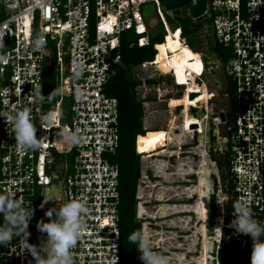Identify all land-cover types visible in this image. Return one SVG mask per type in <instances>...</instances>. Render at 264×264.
<instances>
[{
	"label": "built area",
	"instance_id": "built-area-1",
	"mask_svg": "<svg viewBox=\"0 0 264 264\" xmlns=\"http://www.w3.org/2000/svg\"><path fill=\"white\" fill-rule=\"evenodd\" d=\"M162 1L2 0L0 89L6 86L15 90V94L10 93V100L0 104V110L11 113L27 105L32 109L31 120L37 127V137L45 140L37 151L20 152L11 125L0 118V192L16 191L15 197L22 195L25 202L30 201L34 215L28 223L30 235L27 239L37 246L42 243L43 248L47 247L43 244L46 233L37 229V222H47L50 218L44 215L45 211L59 205L56 201H48L39 208L38 216V188L41 189L42 200L47 188L59 184L62 203L73 198L85 201L89 208L86 227L71 250L75 264L122 263L120 169L107 156L120 147L119 100L105 93V85L111 66L121 63L125 33L132 32L135 36L129 42L130 46L149 45L150 33L155 30L149 19L157 15L154 21L157 26L174 35L162 13V9L166 10ZM150 3L154 4L153 12L146 17L143 6ZM206 3L207 9L202 17L211 19L209 26L216 41L230 52L226 63L220 59L216 61L236 82L234 122L227 128V147L223 153H228L229 163L227 168H215L217 202L221 204L218 203L223 215L228 200L231 199L233 205L246 201L253 215L264 220V3L262 0H206ZM37 33H42L46 39L45 49L39 52L31 46V39ZM180 41L182 45L187 43L184 36ZM154 46L159 51L158 44ZM156 56L152 61L143 62L142 66L147 63L156 66ZM48 61L55 67L59 92L54 105L52 95L48 96L51 87L44 83L43 70ZM157 68L159 76L161 69ZM76 72L80 73L78 77H74ZM204 73L194 72L190 81L197 79L202 85H207ZM65 95L72 99V117L70 123L63 125ZM211 100L209 98L204 104L205 111L200 119L205 121V126L211 125L213 120V132L220 136L219 125L225 124L226 119L222 121L219 112L224 111L226 116V111L214 110L217 116L212 117L213 109L210 108L216 106ZM200 107L192 104L190 109ZM65 129L78 130L81 142L76 146L66 144L61 136ZM196 130L200 131V128ZM137 152L144 157L143 152L138 149ZM67 154L72 155L71 162L66 159ZM144 176L149 179L147 168L141 170V177ZM149 183L158 186L157 182L149 180L146 186ZM140 195L137 191L136 217L141 221L143 233L147 226L145 234L150 239L154 233L150 230V221L146 220L150 215L144 206L150 199H143ZM151 198L154 199L153 196ZM140 205L146 214L139 215ZM233 219V207L230 215L226 214V219L220 218L227 224L224 241L233 252L236 251V264H251L253 240L230 226ZM221 236L220 232L214 246L216 264H219L217 254L223 242ZM159 239H150L153 251ZM10 244L15 246L17 238H13ZM0 264H35V261L26 250L24 254L17 255L9 246L0 245Z\"/></svg>",
	"mask_w": 264,
	"mask_h": 264
},
{
	"label": "clouds",
	"instance_id": "clouds-1",
	"mask_svg": "<svg viewBox=\"0 0 264 264\" xmlns=\"http://www.w3.org/2000/svg\"><path fill=\"white\" fill-rule=\"evenodd\" d=\"M262 3H264V0H262ZM176 30H181L180 37H182L183 36L182 29L180 27L174 28L172 30V32L173 31L176 32ZM167 35L168 34L164 31V36H167ZM164 36H163V39L165 41ZM150 44H151V42H150ZM186 45L188 46L187 43H186ZM2 46H3V37H0V47H2ZM31 46H32L33 50L37 51V52L45 49L46 39L42 33H37L31 39ZM144 46H146V45H144ZM154 48L156 49L155 46H154ZM156 51L158 52L157 49H156ZM193 51L197 52L195 50H193ZM197 53H199V55L202 59V62H203L202 73H204V72H206V69H209L210 63H209V61H208V63L206 62V56L203 52H201L203 54H201L200 52H197ZM154 59H155V56H154ZM214 62L216 64L217 61H214ZM142 63L136 67L144 68L145 66L143 67ZM223 63H226V62H223ZM150 66H154L156 68V70H158L157 66H155V65H150ZM214 67L217 68V67H219V65L214 66ZM221 68H222V66H221ZM160 71L161 72H160L159 76H163V75L169 76L171 81L177 87H182L183 92H184V88L186 87V85L177 83L176 77L174 75V71H171V70H170V72H164L162 70H160ZM79 75H80L79 72L74 73V77H78ZM204 75H205V73H204ZM153 80H155V79H153ZM154 82H153V84H154ZM193 82L196 83V79H193ZM143 83H144L145 88L150 89V90L153 89L148 84V81L147 82L145 81ZM155 83H157V82H155ZM197 85L202 86L201 83L197 84ZM207 86H208V83H207ZM183 92H182V94H183ZM10 93L15 94V90L9 89L6 86L3 89H0V104L6 103L8 100H10V98H9ZM48 96L51 97V93ZM182 106L183 105L181 104V105H178L176 107L177 108L180 107L182 109ZM203 106L204 105H201L200 109L204 110ZM192 109L198 110V118L203 116V115L199 116V110L200 109H196V108H192ZM31 111H32V109L30 107H28L27 105H25L24 107H22L19 110H15L11 113L0 110V118H3L5 120V122L7 123V125L8 124L11 125L12 132H13V135L15 137V143L17 145V149L20 152L37 151L41 148V145L45 140L44 137H37V135H36L37 127L32 123ZM212 116H217L216 114L214 115V110H213ZM225 119H226V116H225ZM211 121H213V120H211ZM212 125L214 126L213 123H212ZM212 125H209V124L207 126L203 125V131L202 132L196 130L197 128H199V126L195 127L196 128V129L194 128L195 132L193 131V133L190 135L191 140L188 141V139H187V142H186V143H189V142L195 143V145L191 149L189 148L188 152L193 154L194 156H192V157L194 158V161H197V162H195V165H196L195 171L196 172L195 173H189V175H195V178H193V179L196 180L197 185L199 184V178H200V173H198L197 171L198 170L200 171L199 167H200L201 162L203 160V157H204L203 153L204 152L207 155L205 157L209 161V163L211 164V162H212L213 163L212 165H215V168L218 167V169H220L219 164H218V160L212 159L214 152L212 153V156L210 155V153L208 154L209 150H211V146H209V143H210L209 140L212 138V136L215 135L213 132V129H212L213 128ZM145 130H146V132L148 131L147 128H145ZM154 130H159V129H154ZM175 130L184 131L183 128H181V127L175 128ZM209 130L213 133L211 138L208 137V131ZM200 133H201V135L199 136ZM61 136H62V138L66 144L73 145V146L78 145L82 140V137H81L78 130L69 131V130L65 129L61 132ZM137 137H138V135H137ZM137 137L135 140L136 151H137ZM187 138H189V136ZM177 146H179V145H177ZM180 146H181L180 147L181 148L180 154L185 153L186 150L183 149V144H181ZM163 148H166V146H161V147L157 148L156 150L151 151V153H153V155L155 156V153L157 151L162 150ZM178 149L179 148L173 149L174 152L172 153V155L177 154V152L179 151ZM183 150H184V152H181ZM147 153H150V152H146V151L143 152L144 155H146ZM215 155L218 156L216 153H215ZM157 156H158V158L162 157L161 154H160V156L156 155V157ZM196 157L198 158L197 160H195ZM140 158L142 159L141 155H140ZM153 165L154 164L151 161L150 167L153 168V170H154ZM209 167H210V165H209ZM142 168L144 169L145 167H141V169H140V177L138 180L137 191H139V183H140ZM146 168H148V167H146ZM215 168L211 167L210 171L208 170L205 173H209L210 177H212V175H214L216 177ZM154 182H156V181H154ZM206 189H208V191H211V189L214 190L213 193L210 192L211 194L209 197V207L206 204L207 211H206L205 216H202L201 219L199 218L201 215H199V213H197L199 216L197 219H199L202 223L200 222V225L198 227H195V229L198 228V231L196 230L197 234L193 233V232H195L194 231L195 229H194L192 234H190V235L193 236V234H194V236H197V238L195 239V242H196L195 248H197V251L200 248V257H203L202 253H205V245H204L205 237L208 238V245H207L208 258H207V260H208L209 264H216V261L214 260V255H216L214 246L217 243L216 237L220 232L222 233L221 240L224 241V239L226 238L225 228H227V224L224 221L220 220V218L226 219V211H224V214L222 215L223 212H221V210H220L221 204L219 202H217L218 201L217 199H219L218 198L219 195H217L218 192L216 190L217 187H216L215 183L214 182H213V184L210 183L209 186L205 185V190ZM15 193H16V191L6 192V193L0 192V218H2V222H0V245L9 246L11 248V251L16 253L17 255L24 254V252L26 250L27 253H29L31 255V257L34 258L35 264H75L71 250L76 246L77 242L80 240V238L84 232V229L86 227L85 220H86V217L89 213V208H88L86 202L83 201L82 199H79V198H73L70 200H66L62 203L61 202L62 191H61L60 186H59V190H57V185L49 187L44 191V193L42 194L43 200L41 201V204L39 205V207L43 208L44 204L47 203L48 201H56L59 206L58 207H50L45 211L44 215L46 217L50 218L47 222H44L43 220L37 222V225H36L37 229L40 232L46 233V241H44L43 244H45L47 247L43 248V247H41L42 243L39 246H37V245L31 244L28 242L27 238L30 235L29 231L27 230L28 229V223L34 215V209L32 207H30V201L25 202L22 195L19 197H15ZM199 194H200V192H198V193L194 192V195H197L196 196V202H195L196 206L198 205V200H200ZM214 196L216 197V205H217L218 209L214 215V225H213V228L211 229L209 227V213L211 210V202H212V199ZM145 198H147V197H145ZM148 199H150V198H148ZM204 199H205V201H207L206 196L204 197ZM153 200H156V199H153ZM153 200H149V201L145 202L144 206L146 207L147 212H148L147 207L149 206L147 203L152 202ZM138 201H139V199L137 198V202ZM161 204L164 205L165 203H161ZM155 206H157V208H158V203ZM195 208L197 209L198 206ZM136 210H137V204H136ZM193 212L196 213L197 211L193 210ZM148 213H152V212H148ZM233 216H234V219L231 221L230 226L233 227L237 233L247 234L253 240V248H252V253H251V264H264V220H259L253 215V213L250 209V206L247 204L246 201H240V202L234 203V205H233ZM52 217H55V218L52 219ZM218 217H220L219 220L216 219ZM149 218H152V216L146 217V220H149ZM203 218H204V221H203ZM204 227L206 230L205 233H203V231H202V229ZM219 227H224V230L221 231L219 229ZM157 230L160 232L159 228ZM13 238H17V244L15 246H12L10 244V242L13 240ZM128 240L131 244L136 246L137 250L140 253L139 259L143 262V264H168L167 259L163 255H161L158 252L153 251L149 237L145 233H143L142 231H135V232L131 233L128 236ZM157 244H158V246L162 247V239L161 238L158 240ZM210 259H211V263H210ZM115 264H116V262H115ZM219 264H221L220 260H219Z\"/></svg>",
	"mask_w": 264,
	"mask_h": 264
},
{
	"label": "rangeland",
	"instance_id": "rangeland-1",
	"mask_svg": "<svg viewBox=\"0 0 264 264\" xmlns=\"http://www.w3.org/2000/svg\"><path fill=\"white\" fill-rule=\"evenodd\" d=\"M188 6H189V4L183 5L182 7H177L176 9L173 10L172 13L167 12L165 9H162V13H163L171 31L179 23L178 19L180 17H183V16L187 17V15L189 17H191V15L188 12ZM2 11H3L2 0H0V19L2 17ZM156 19H157V15H153L151 17V20H152L151 23H154V24H152V26H153V29H155V30H153L150 34L152 36L159 35L158 36L159 39H162L163 38L162 36L164 34V29L162 27L157 26V22H154ZM191 19H193V18L191 17ZM194 20H198L199 22L202 23V25L205 24L208 29H211V27H209V24L211 23V19L210 18L208 19L207 16L200 17V18H197ZM132 35H133L132 32L125 33L126 41L129 40V42H130L132 39H134L135 38L134 35H133V38L131 39ZM187 44L190 48H192V50L199 49V48L193 47L189 41L187 42ZM201 54H203V53H201ZM204 54L206 56V59L210 63V67H212L211 70L206 69V72L204 75V79L206 81H208V86L207 85L206 86L208 88L209 98L212 99L211 100L212 105L216 106L213 108L211 107L210 110L213 109V110L219 111L220 109H225V111H226L227 121L225 124L219 125V128H220L221 132L223 133L225 131V129H227L230 125H232V122H234V114H233L234 105H232V99L230 97H228L227 93H225V90L228 87V80L230 77L228 78L226 73L221 68L220 63L216 62V64H215V62H214V61H216V59L214 57L215 54H211V53H204ZM45 65H51V62L48 61ZM218 65H219V67H217V68L214 67V66H218ZM147 67H144V68L135 67V69L133 70L134 78L139 80L140 83H142L136 87L137 96H138L140 101H144L142 104L143 105V112H144L143 117H142V125L143 126L139 129V131L143 133L145 128L150 129V130L151 129H168V126L171 125V119L172 118L174 119V117L176 118L174 121V123L176 125L175 128H178L179 124L181 125V123L184 120V116H183V118L181 117V115L184 114L183 113L184 109H185V113L188 112V114H190V115L193 114L192 116L196 117L198 110H194V109L190 110L189 108L191 107L192 104H196V105L201 106L204 102V99L199 96L201 90H199V88H197L200 86V85H197V84H200V82L196 79L197 84H196V86L192 85V87H195L197 89V90H194L197 93L193 97L190 96V100H187L188 95L186 94L185 88H184V92H183L182 87H177L171 81L169 76L163 75V76L158 77L157 70L154 66L149 65ZM44 68H45V66H44ZM49 68H51V67H49ZM47 70H48V67H47L46 71ZM147 70H148V72H147ZM149 79H155L154 81L157 83H155L153 81L155 84L154 85L153 83L149 82ZM145 81L146 82L148 81V84L153 89L150 90V89L145 88L144 83H143ZM47 86H50V85H47ZM203 86L204 85H202L201 87H203ZM50 87H51V92H52L53 87L52 86H50ZM57 90H58V88H57ZM53 92L56 93V90L54 89ZM182 92H183V94H182ZM57 95H59V92L57 93ZM169 98L175 99L174 108L169 107V101H168V100H170ZM181 104L183 105L182 109L180 107H178V108L176 107V105L178 106ZM71 105H72L71 97L65 95L63 103H62V124L63 125L65 123L71 122V117H72ZM212 122L213 121H211V125H212ZM212 127H214V126L212 125ZM175 128H173V133L175 136L178 134L181 135V134H183V132H185V134L188 135L189 138H187L188 136L186 137V135H185L184 136L185 138L183 137L179 142H177V144H175L176 142L174 141L173 142L174 144L165 145L166 148H163L162 150H160V153H162L161 154L162 157H159L160 159L155 158L156 155L160 156V154H157L159 151H157L155 153V156L153 155V153L144 155L145 160H142L140 158V169H141V167H145V168L148 167L147 173L149 175V179H148L149 181H151V182L157 181V183L161 182V184H165V186L168 185V187L171 186L169 184H174V183L175 184H179V183L180 184L181 183L186 184V185H183V188H184L183 190L180 189L181 195L178 197L173 198L172 193H175L176 190L169 189V190H167V193H165V195H166L165 199H161L159 201L153 200L152 202L147 203L149 205L147 207L148 212H152V213L147 212V215H150V214L153 215L152 218H149V220H150L149 226L153 227L152 229L150 228V230H153V233H154L150 237V239L152 238L153 240L154 239L156 240L157 238L162 239L163 237H165V239H162L163 242L165 243L164 248H162L160 246H156L155 252L159 253L161 251V254L167 259L168 264H198L199 259H201L200 248L197 251V248H195L196 242H195V240L193 241V239H192V237H194V236L190 235V234H192L195 227H198L200 225V222H201L199 219H197L199 217L197 212L196 213L193 212V210L194 211L196 210L195 207H197L195 204L197 195H194V192H196V193L200 192V194H199L200 200H198V205L203 200V206H204L205 214H206L207 206H206V202L204 199V197H205L204 196L205 185L208 183L213 184L215 176L214 175H212V177L208 176L209 180L205 181L204 178L202 177V173H203V169L206 168L207 171L208 170L210 171V168L211 167L215 168V165H212L213 163L211 161H210L211 164L209 163V161L204 156V155H206V153L204 152L203 153L204 157H203V160H202L201 165L199 167V169L202 170V173L200 174L199 184L197 185L196 180L193 179V178H195V175H189V173H192V172L194 173V171L196 169L195 162H197V161H194L193 157H191L194 155L188 152L189 148L191 149L195 145V143L194 142L186 143L187 139H188V141L191 140L190 135L192 134V132H188L187 130H184V129H183L184 131H179V130H175ZM181 128H183V127H181ZM220 136H223V135L220 134ZM134 142L135 141H134L133 133L127 132L125 135H123V138H122V146H123V148L121 150L122 156L121 155H116V156L109 155L110 160H112L111 158H113L114 161H118L119 163L122 162L124 159L127 160L128 157H130L129 150H130V148H132L134 146ZM148 142H149V140H148ZM181 144H183V149L186 150V152L180 154V151H178L177 154L172 155V153L174 152L173 149H177L178 148L177 145H181ZM143 145H145V142L143 143ZM209 146H210V143H209ZM157 148H159V147H157L156 144H154L153 149H157ZM184 150L181 152H184ZM164 151H168V152H164ZM215 151L217 152L216 147H215ZM209 153L210 152H208V154ZM65 157L70 162L73 160L72 155L67 154ZM190 157H191V160H193V161H190ZM215 157H216V155L214 152L212 159H215ZM197 159L198 158L196 157L195 160H197ZM151 161L154 163V165H153L154 170H153V168L150 167ZM218 163H219L220 169H223L224 167L227 168V166H228V153L220 154V161ZM209 165H210V167H209ZM174 166L181 167L184 169L182 174L178 177H176V176L179 174L176 175V174L171 173L172 172L171 170L173 169ZM158 169H159V171H158ZM166 173L170 176H165ZM204 173H205V171H204ZM159 174H161V175H159ZM222 176L224 178L226 177L224 171L222 172ZM178 179H182V180H178ZM145 183H144L143 193H142L143 199H146L145 197H148V196H146L147 192H151L150 193L151 197L153 196L155 199L156 194H157L156 193L157 190L155 191V189L157 188V186L156 187L146 186ZM150 195L148 198H150V200H151L152 198L150 197ZM157 203H158V208H157V206H155V205H157ZM161 203H165V204L160 205ZM167 204H170V205H167ZM174 204H178V205H174ZM212 204H213V206L215 204V207L213 209H211L210 212L216 213L217 205H216V197L215 196L212 199ZM171 205L175 206L177 210L169 208V206H171ZM202 216H200L199 218L201 219ZM219 218L220 217H218L216 219L219 220ZM52 219H54V218H52ZM203 221H204V218H203ZM158 228L160 229V232L156 233ZM219 229H221V227H219ZM150 230H149V233H151ZM196 230L198 231V228L195 229L194 231H196ZM202 231H203V233H205V231H206L205 227H204V230H202ZM204 243H205L204 245H205V252H206L207 251L206 246L208 245V238L207 237H205ZM168 250H170V251H168ZM172 251H176L177 254H175ZM180 254H182V256H180ZM202 255H203V253H202ZM177 256H180V259L177 258ZM207 258H208V256H207ZM210 263H211V259H210ZM207 264H209L208 260H207Z\"/></svg>",
	"mask_w": 264,
	"mask_h": 264
},
{
	"label": "trees",
	"instance_id": "trees-1",
	"mask_svg": "<svg viewBox=\"0 0 264 264\" xmlns=\"http://www.w3.org/2000/svg\"><path fill=\"white\" fill-rule=\"evenodd\" d=\"M178 21L179 23L175 28L180 27L182 29L183 36L187 39V42L189 41L193 47L199 48L195 51L215 54L214 57L216 59H220L221 62H227L230 59V52L216 41L212 30L208 29L205 24L202 25L201 22L191 19V17H189L188 15L187 17H180ZM158 36L159 35L152 36L151 44L141 47L137 44L130 46L129 40L125 42L123 41L121 45V63H116L111 66L109 77L105 85V93L109 96L116 97L119 100L118 130L120 134V147L115 153H107L108 157L109 155L122 156V138L123 135H125L127 132L133 133L134 141L136 140L137 135H145L146 133V130H144L143 133L139 131V129L143 126L142 117L144 112L142 104L144 101H140L137 96L136 87L141 83L139 80L134 78L133 70L142 62L151 61L154 59V56L157 53L156 49L154 48V44L160 45L164 42V39H159ZM132 38L133 35L131 39ZM206 62L208 63L207 59ZM47 67L48 70L46 71ZM45 68L43 70L44 83L53 87L51 95L53 99L52 105H54V100L58 96V86L55 80V67L51 64L45 65ZM153 81V79H149L150 83H153ZM235 88L236 82L233 81L232 78H229L228 87L225 92L232 99V105H235ZM54 89L56 90V93L53 92ZM129 154L130 157H128L127 160L124 159L120 163L118 161H114L113 158H111L112 160H110L112 163H117L120 169L119 189L121 197L119 205V226L121 231V264H143V262L139 259L140 253L137 250L136 246L131 244L128 240V236L131 233L135 231H141V221L136 217V194L138 179L140 177V155L136 151L135 142L134 146L130 148ZM215 159H217L218 162L220 161L219 156H216ZM40 194L41 189L38 188L36 196V212L38 216L40 214L39 205L42 201ZM214 207L215 204L213 206L211 202V209H213ZM231 207H233V202L230 199L224 206L227 215H230ZM210 213L209 227L212 229L214 225L215 212H212L211 214ZM218 256L221 264H236L238 261L236 251L233 252L227 246V243L225 241H223L221 244V248L218 251Z\"/></svg>",
	"mask_w": 264,
	"mask_h": 264
},
{
	"label": "bare ground",
	"instance_id": "bare-ground-1",
	"mask_svg": "<svg viewBox=\"0 0 264 264\" xmlns=\"http://www.w3.org/2000/svg\"><path fill=\"white\" fill-rule=\"evenodd\" d=\"M180 34H181V30H177L174 33V35L172 33L168 34L167 37L165 38V41L163 43H161L160 45H158L159 51L157 52L155 63H157L156 66H158L164 72H170V70L174 71V75L177 79V83L186 85L185 90H186V94L188 95L187 100H190V96H191L190 93H193L192 90H193V88H195V87H192V85L196 86V83H194L193 81H190L191 76H193L194 72L195 73H201L202 72L203 62H202V59H201L199 53L194 52L189 46L182 45L180 43L181 42L180 41ZM147 66H149L148 63L145 65V67H147ZM147 72H148V70H147ZM197 88H199V90H201L199 96L204 99V102L202 104V105H204L206 103L207 99L209 98L208 88H207L206 84H204L203 87L199 86ZM195 90H197V89L195 88ZM168 101H169V107L174 108L175 99H170ZM183 113L184 114H182L181 117L183 118V116H184V120L181 123V125L179 124V127H183L184 130H187L188 132L193 133L194 126H199L200 131L201 132L203 131V119L193 117L192 115L188 114V112L185 113V109H184ZM175 119H176L175 117H174V119L173 118L171 119V125L168 126V129H159V130L148 129V131L145 133V135H142V134L138 135V137H137V149H138V151L139 152L154 151V150H156V149H153L154 144H156L157 147L174 144L173 143L174 141L176 142L175 144H177V142H179L186 134H185V132H183V134H181V135H179V134L176 136L174 135L173 128H175V126H176L174 123ZM161 133L163 134L162 136L160 135ZM187 136L188 135H186V137ZM148 140H149V142H148ZM144 142H145V145H143ZM164 152H168V151H164ZM157 154H162V153H160V151H159ZM204 156H206V155H204ZM144 157H142V159H144ZM158 171H159V169H158ZM204 171L206 172L207 169L206 168L203 169V173H202V170H200V171L198 170V173H200V174L202 173V177L204 178V180L208 181L209 180L208 177L204 176ZM195 172L196 171H194V173ZM145 182H148L146 177L145 176L141 177L140 178L139 191H138L139 195L140 194L142 195ZM206 185H210V183H208ZM148 186L155 187L156 185H152L149 183ZM205 192H206V190H204V196H206ZM197 206H198V208L195 211H197V213H199V215L205 216V209L203 206V200ZM169 208L177 210L176 207L172 206V205L169 206ZM143 214H146V210L144 209L143 206L140 205L139 215H143ZM150 216L153 217V215H151V214H150ZM202 230H204V228ZM146 231H147V226L145 225L144 233H146ZM206 252L203 253V257H201V259H199L200 264H207L206 258L208 256V254Z\"/></svg>",
	"mask_w": 264,
	"mask_h": 264
},
{
	"label": "water",
	"instance_id": "water-1",
	"mask_svg": "<svg viewBox=\"0 0 264 264\" xmlns=\"http://www.w3.org/2000/svg\"><path fill=\"white\" fill-rule=\"evenodd\" d=\"M195 0H163L162 1V5L165 6L166 10H168L170 13H172V10L173 9H176L177 7H182L183 5H187V4H190V2H194ZM153 8H154V4L153 3H150V4H147V5H144L143 6V14L144 16L146 17H150L152 12H153ZM206 9H207V3H206V0H199V1H195L194 3L190 4L188 6V12L189 14L191 15L192 18L194 19H197L199 17H201L205 12H206ZM197 92H193V93H190L191 97H193L194 95H196ZM204 113V110L203 109H200L199 110V116H202ZM219 116L221 118L222 121L225 120V112L221 111L219 113ZM205 124V121L203 122V125ZM197 127V126H194V128ZM201 135V133L199 134V136ZM213 135V133L209 130L208 131V137L211 138V136ZM205 177H208L210 176L209 173H205L204 174ZM59 184L57 185V190H59ZM214 192L213 189H211V191H208V189H206V204L207 206L209 207V197H210V194ZM217 195H219L217 193Z\"/></svg>",
	"mask_w": 264,
	"mask_h": 264
},
{
	"label": "crops",
	"instance_id": "crops-1",
	"mask_svg": "<svg viewBox=\"0 0 264 264\" xmlns=\"http://www.w3.org/2000/svg\"><path fill=\"white\" fill-rule=\"evenodd\" d=\"M149 21L151 22V18L149 19ZM206 26V25H205ZM191 156V155H190ZM192 157V156H191ZM191 157H190V161H192L191 160ZM156 159H160V158H158V157H155ZM178 159V158H177ZM143 160H145V158L143 159ZM179 168V169H178ZM183 168H181V167H177V166H174L173 167V169L171 170L172 172V174H179V175H177L176 177H178V176H180L181 174H182V172H183ZM167 174V173H166ZM165 174V176H170V175H166ZM159 175H161V174H159ZM168 178V177H167ZM178 180H182V179H178ZM157 182V181H156ZM157 188L155 189V191H156V197H157V199L156 200H161V199H163V198H165V193H167V190H169V189H171V190H176V192L175 193H172V197L174 198V197H178V196H180L181 194V190L180 189H184L183 188V185H186L185 183H179V184H169V185H171L170 187H168V185H166L165 186V184H161V182H159V183H157ZM180 191V192H179ZM178 192V193H177ZM174 194V195H173ZM146 196H148L149 197V195H148V192H147V195ZM161 205H163V204H161ZM169 205V204H168ZM174 205H178V204H174ZM164 208V207H163ZM194 234H197L196 233V231L195 232H193ZM194 234H193V236H194ZM190 237V236H189ZM197 238V236H194V237H192V239H193V241L195 240ZM162 239H165V237H163ZM164 242H163V240H162V248H164ZM170 251V250H169ZM172 252H174L175 254H177L176 253V251H172ZM160 254H161V251L159 252ZM162 255V254H161ZM180 256H182V254H180ZM180 256H177V258H179L180 259ZM182 260V259H181Z\"/></svg>",
	"mask_w": 264,
	"mask_h": 264
},
{
	"label": "flooded vegetation",
	"instance_id": "flooded-vegetation-1",
	"mask_svg": "<svg viewBox=\"0 0 264 264\" xmlns=\"http://www.w3.org/2000/svg\"><path fill=\"white\" fill-rule=\"evenodd\" d=\"M195 89L193 88L192 92ZM227 121V119H226ZM219 132L221 135L223 136H212V138L209 140L210 141V146H211V150H209L210 155L212 156V153L215 152L219 157L220 154H223L226 151V147H227V136H228V131L227 129H225V131L222 133L220 128H219ZM215 147L217 148V152L215 151ZM219 164V163H218ZM220 167V166H219ZM218 168V167H217Z\"/></svg>",
	"mask_w": 264,
	"mask_h": 264
},
{
	"label": "snow or ice",
	"instance_id": "snow-or-ice-1",
	"mask_svg": "<svg viewBox=\"0 0 264 264\" xmlns=\"http://www.w3.org/2000/svg\"><path fill=\"white\" fill-rule=\"evenodd\" d=\"M160 135L162 136L163 134L161 133Z\"/></svg>",
	"mask_w": 264,
	"mask_h": 264
}]
</instances>
